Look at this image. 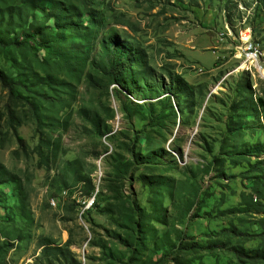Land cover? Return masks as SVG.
<instances>
[{
	"label": "rangeland",
	"instance_id": "374dc122",
	"mask_svg": "<svg viewBox=\"0 0 264 264\" xmlns=\"http://www.w3.org/2000/svg\"><path fill=\"white\" fill-rule=\"evenodd\" d=\"M0 72V264H264V0H0Z\"/></svg>",
	"mask_w": 264,
	"mask_h": 264
},
{
	"label": "trees",
	"instance_id": "16d2710c",
	"mask_svg": "<svg viewBox=\"0 0 264 264\" xmlns=\"http://www.w3.org/2000/svg\"><path fill=\"white\" fill-rule=\"evenodd\" d=\"M69 20H71V19L69 18ZM63 23H65V25H66V24L69 23V21L67 20V21H64ZM91 23L92 24H95V21L92 20ZM56 24L59 25V26L61 25L60 18H58ZM70 24H71L70 26H73L72 25L73 23L71 21H70ZM61 27H64V26L62 25ZM37 33H39V30L38 31L32 30L30 32V37L32 39H35ZM110 44H113V42L111 41ZM114 48H115V50H113V55H115L114 56V62H115L114 69H117L119 71V73L121 74L124 71H128L131 68V62L123 63L122 65H120L119 64V61H121V59H123V57H125V56L130 57L131 56V53L128 51L127 48H124L123 45H120V44L118 45L117 42L114 43ZM118 50H120V54H117V51ZM0 82L3 83V85H5V86L7 84L6 83V75L4 73H2V72H0ZM8 88H9L10 93H12V87H10V85H9ZM258 103H259L260 106H262L264 108V100L263 99H260V101ZM13 118H14L13 117V113L11 112V114H10V120L12 121ZM17 125H19V123H17ZM18 141L22 144V147L24 148V142H25L24 139L21 138V137H18ZM94 205H95V203H94ZM94 205H93V207H94Z\"/></svg>",
	"mask_w": 264,
	"mask_h": 264
},
{
	"label": "built area",
	"instance_id": "2783aa9c",
	"mask_svg": "<svg viewBox=\"0 0 264 264\" xmlns=\"http://www.w3.org/2000/svg\"><path fill=\"white\" fill-rule=\"evenodd\" d=\"M251 34L252 33L250 32V29L247 31H239L238 43L235 46L234 56L239 61H243L244 65H249L247 56H256L255 55L256 46L252 42Z\"/></svg>",
	"mask_w": 264,
	"mask_h": 264
},
{
	"label": "bare ground",
	"instance_id": "6f19581e",
	"mask_svg": "<svg viewBox=\"0 0 264 264\" xmlns=\"http://www.w3.org/2000/svg\"><path fill=\"white\" fill-rule=\"evenodd\" d=\"M255 55L256 56H247V60H248V64H255L257 65V67L260 65L261 59L263 57L261 51L258 49V47L255 48ZM249 65H247V67H249ZM246 69V68H242L241 70ZM263 70V69H261Z\"/></svg>",
	"mask_w": 264,
	"mask_h": 264
}]
</instances>
